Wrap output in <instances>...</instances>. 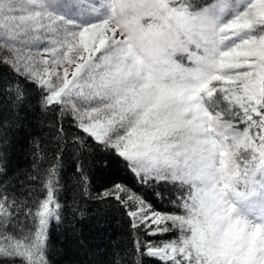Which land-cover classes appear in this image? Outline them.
<instances>
[{"label":"rangeland","instance_id":"1","mask_svg":"<svg viewBox=\"0 0 264 264\" xmlns=\"http://www.w3.org/2000/svg\"><path fill=\"white\" fill-rule=\"evenodd\" d=\"M253 1L264 7V0H214L195 12L176 0H0L1 58L44 86L81 129L128 160L137 176L182 181L198 189L205 226L196 227L192 242L201 264H264V114L256 113L264 101V16ZM227 25L234 29L223 31ZM232 35L250 39L251 48L260 51L255 69L243 57L223 56L241 50ZM109 59L113 69L136 61L140 78L132 87L144 91L150 84L178 102L152 119L147 93L149 110L143 116L141 90L128 84L132 89L121 94L124 80L98 94L96 89L80 92L78 86L101 76ZM215 81L229 87L231 101L258 116L256 139L202 108L200 98ZM175 116L181 118L171 129L153 127L155 121ZM226 141L253 151L249 171L226 173ZM194 149L202 150L198 158L207 164L204 172L185 165L182 155ZM236 180L252 184V190L241 192ZM233 216L248 221L249 241L245 224L240 218L233 222ZM151 251L171 258L176 250Z\"/></svg>","mask_w":264,"mask_h":264},{"label":"trees","instance_id":"2","mask_svg":"<svg viewBox=\"0 0 264 264\" xmlns=\"http://www.w3.org/2000/svg\"><path fill=\"white\" fill-rule=\"evenodd\" d=\"M176 1L195 12L214 0ZM228 88L213 82L202 108L255 138L258 117ZM222 160L227 173L250 169L254 155L226 141ZM199 202L188 184L137 176L0 57V264H201L192 242L205 226ZM173 248L171 258L151 251Z\"/></svg>","mask_w":264,"mask_h":264},{"label":"bare ground","instance_id":"3","mask_svg":"<svg viewBox=\"0 0 264 264\" xmlns=\"http://www.w3.org/2000/svg\"><path fill=\"white\" fill-rule=\"evenodd\" d=\"M253 3L255 4V7L257 8V10H259L260 16H264V7L262 6L261 2L258 1H253ZM255 18L257 19V15L255 16ZM234 25V24H232ZM232 25H227L222 27V30L225 32H229L231 30L234 29V26ZM233 37H235L237 44L239 45V47L241 48L240 51L238 52H225L223 54L224 57L228 58L229 60H238L239 58L243 57L245 58L248 62H247V66L255 69V67L260 63V59L258 58V53L260 52L259 50H257L256 48H251L252 46V42L251 40H245L243 41L238 35H232ZM121 57H127V55L122 52L120 54ZM137 65L136 61H127L124 65H121L118 69H113V61L112 59H109L105 62H103V68L104 71L103 74L101 76H96V77H89L88 79L84 80L83 83L78 86V89L80 92L85 91L86 89L91 90V89H96L97 92L95 94H98V91L100 89H106L107 87H110L113 84H118L121 80L126 81L125 87L121 90V94L129 91V89H132L134 87H132V83L140 78V73L139 71L134 70V67ZM99 69V67L97 66L95 68V70L97 71ZM130 85L132 88H129L127 85ZM127 86V87H126ZM250 88L255 89L258 88V85H251ZM134 89L137 90H141V96H140V102L144 103V106L140 108L141 113L143 116H146V111L149 110L147 108V105L144 102V96L143 93L144 91L147 93V102H149V104H152L150 111H153L152 114H148L147 116H150L152 119L153 118H157L158 115L160 114V111H162L163 109H165L166 107L178 102V98H176V96H173L171 94H164L161 92H158L157 90H154L150 84L147 85V87H145L144 91H142L141 87L136 86ZM141 106V105H140ZM192 106H189L187 108V111L191 112L192 111ZM181 116H175L171 119L166 120L165 122H159V121H155L153 123V127L156 129H159V132L162 131H167L169 129H171L174 124L178 121H180ZM143 137H147L148 134L142 133ZM202 150L199 151V149H194L190 152H186L182 155V157L186 158L185 160V165H187V163H189V170L190 169H195L197 171L200 172H204L206 169V162L203 159L198 158V156H202ZM141 161H139L140 163ZM143 162H147V161H143ZM164 163L170 162L169 160H163ZM137 163V162H136ZM160 162H156L153 163L155 165H158ZM262 163H264V161H262ZM261 165V164H260ZM191 172V171H190ZM209 197V196H208ZM220 201L223 204H227V201L225 199H220ZM207 210H211V208L207 209ZM240 218L241 222L245 224L246 226V240L249 241L250 240V234L248 233V230L250 228V226L248 225V221L246 219H243L242 217H232V221L234 222L235 219ZM260 243L262 241H259Z\"/></svg>","mask_w":264,"mask_h":264}]
</instances>
